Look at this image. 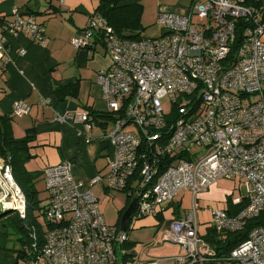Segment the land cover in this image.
I'll return each instance as SVG.
<instances>
[{"label":"built area","instance_id":"2783aa9c","mask_svg":"<svg viewBox=\"0 0 264 264\" xmlns=\"http://www.w3.org/2000/svg\"><path fill=\"white\" fill-rule=\"evenodd\" d=\"M263 10L264 0H196L187 16L159 14L160 34L137 40L118 37L94 12L86 30L71 40L82 49L94 40L92 34L101 31L100 41L110 59L96 76L105 114L112 118L104 136L112 148L107 189L135 199L137 217L156 216L182 191L192 195L189 212L163 229L162 241L183 252L172 264L216 261L217 253L198 233L199 207L194 199L217 181H241L246 206L234 216L211 210L214 231L240 232L248 221L264 217V25L259 23ZM12 13L14 20L3 24L2 31L26 35L45 46L44 28L16 8ZM194 16L202 23H194ZM163 99L169 102L168 111ZM29 111V105L19 100L11 116ZM90 118L73 112L55 120L83 123L90 129ZM71 166L65 161L43 169L46 229L39 236L35 228L26 227L29 243L16 264H136L119 260L126 232L106 223L98 199L79 190ZM100 181V176L92 180ZM0 210L26 220L24 195L2 160ZM219 261L264 264V220Z\"/></svg>","mask_w":264,"mask_h":264},{"label":"crops","instance_id":"0c3cea01","mask_svg":"<svg viewBox=\"0 0 264 264\" xmlns=\"http://www.w3.org/2000/svg\"><path fill=\"white\" fill-rule=\"evenodd\" d=\"M112 1L0 0V21L12 22V10L16 8L22 15L31 16L42 25L46 38L45 46L41 47L26 35L15 36L3 32L0 26V38H3V47L0 48V116H10L14 102L23 100L29 105L30 111L25 116L11 119L10 134L20 139L29 129L35 132V138L28 145L31 157L24 168L35 176L37 191L39 188L44 191L43 169L70 162L79 190L91 192L98 199L100 211L109 225L113 221L117 223L127 207L120 210L116 207V220L106 211L110 206L115 207L114 196L109 199L110 190L106 187L107 160L112 148L104 136L111 129V123L105 118L93 119L96 115H91L105 113L106 104L96 83V76L110 65V59L99 45L91 50L77 49L71 40L77 38L86 27L90 14L104 3ZM194 1L120 0L118 7L139 5L142 9L140 24L147 28V32L149 28L153 29L159 14L187 16ZM145 32L143 35L147 36ZM153 32L152 37L160 34L158 28ZM21 50L24 51L23 55L19 54ZM73 112L91 116L93 126L86 129L83 123H59L55 120L58 115ZM96 176H100L101 181L93 183ZM213 185L204 192H208ZM184 194L190 192L182 191L177 196L183 198ZM45 195L47 203L46 191ZM195 199L194 203L197 204ZM173 201L165 209L172 206ZM230 201L223 203L219 210L226 211L232 199ZM211 210L218 208L203 210L199 214L202 219L198 217L199 223H208V229L212 227ZM179 217L183 216L175 218ZM199 229L198 224L200 234ZM202 234L201 239L205 236ZM3 244L4 240L0 237V264H16V253L4 251Z\"/></svg>","mask_w":264,"mask_h":264},{"label":"trees","instance_id":"16d2710c","mask_svg":"<svg viewBox=\"0 0 264 264\" xmlns=\"http://www.w3.org/2000/svg\"><path fill=\"white\" fill-rule=\"evenodd\" d=\"M119 1L120 0H113L109 4L104 3L96 11L106 19L108 26L112 28L113 33L118 37L127 40H137L141 37H151L143 35L146 28L140 24V17L142 13L141 7L139 5L118 7ZM250 2L252 3V0H250ZM259 20V23L264 25V10L261 12ZM6 23L7 21L1 20L0 26H3V24ZM239 25L245 26V22H239ZM250 26H254L253 22H250ZM86 28L87 25L82 30V32L85 31ZM96 33H98V35ZM96 33L92 34L94 40H91L90 43L87 46H83L82 49L91 50L95 48V46L99 45L104 50L103 42L100 41L103 34L101 31ZM91 116H94L93 119L99 117L100 119L105 118L107 122L112 121V118L105 113H93ZM12 118L13 117L11 115L0 116V159L9 167L14 182L24 195L26 203V220H21L18 215L12 211H0L2 216H5V219L8 220L9 224L13 227L21 231L24 230L25 232L27 231L26 227H32L35 228L36 232L39 234V236H41L44 230L42 228V224L39 221V217L40 215H43L44 217L47 203L43 206V208L39 206L40 200L37 195L38 191H36L34 186L35 176L26 172L24 168V164L31 157L29 154L28 145L35 138V132L34 129H29L26 131V134L23 138H14L10 134L9 129ZM245 206L246 201L243 197L237 205H232V203L229 204L226 212L229 216H234L242 211ZM36 211H41L39 217L37 216ZM262 220H264L263 216L255 220L248 221L245 229L240 232L218 233L211 227V229L207 231V235L205 237V242L217 253L216 261L211 262V264H225V262L219 261L220 257L227 255L235 246L243 242L247 238L248 230L254 225L260 224ZM126 242L122 244L121 247H124ZM26 245L27 244H25V246ZM14 253H16V263H20L19 261L24 258L22 255L23 249L17 250ZM123 260L125 261L131 259H129L128 255H124Z\"/></svg>","mask_w":264,"mask_h":264},{"label":"rangeland","instance_id":"374dc122","mask_svg":"<svg viewBox=\"0 0 264 264\" xmlns=\"http://www.w3.org/2000/svg\"><path fill=\"white\" fill-rule=\"evenodd\" d=\"M193 21L194 23L198 22L199 24H201L203 20H200L196 16H194ZM155 27L159 29L157 24H155L153 26V29L149 28L147 32H144L147 36H151L154 33L153 30L156 29ZM101 50H103V48ZM162 104L164 106V109L168 111V100L163 99ZM128 130L136 131L133 126H129ZM35 189L37 191V187H35ZM39 189L40 190L38 191H40V193L37 194L40 200L39 206L43 208L46 203L45 190L43 191L42 188ZM108 193L110 194L108 196L109 199L111 197L113 198L114 196L113 204L115 205V207L110 206L106 209V211L111 215V217L115 218L116 214H114V211L116 207L119 210L124 208L125 206L128 207L131 199L127 198L124 192L108 191ZM180 196L175 197L172 206L167 207L162 212H159L156 216L137 217L135 213L132 214L126 230V245L124 247H120L118 250L119 260H121L124 255H128L129 259H131L136 264H145L152 261H159L160 264H171L172 258L183 254L178 245L162 241L163 229L168 226V223L178 215L184 216L192 207V196H190V194H184L183 198ZM242 196H245V187L243 186L241 181H239L238 179H221L217 181V183H214L213 187L210 188L208 192H203L196 197L195 201L197 203V206L200 207L196 211L197 222L200 227L199 235L204 232V234H202L205 235L203 236L204 240L207 235V231L209 230V225L208 223H199L198 217H200V212L211 208H218L219 210L220 208H222L223 203H226L231 199H239ZM159 209L160 207H158V210ZM124 211L125 209L123 210V212ZM123 212L121 214H123ZM40 213L41 211H36L38 217ZM120 217L118 218L117 223L113 221L110 224L113 225L114 223L117 227H119ZM105 218L107 219L106 215ZM39 221L42 224L43 230L46 229V222L43 215H40ZM0 237L2 240H4L3 250H8L12 253L16 252L17 250L23 249L25 244L29 243L27 231L25 232L24 230H18L17 228L10 225L9 221L5 219V216H2L1 211ZM225 264L236 263L228 262Z\"/></svg>","mask_w":264,"mask_h":264},{"label":"water","instance_id":"95a60500","mask_svg":"<svg viewBox=\"0 0 264 264\" xmlns=\"http://www.w3.org/2000/svg\"><path fill=\"white\" fill-rule=\"evenodd\" d=\"M136 208V200H131L128 207L125 209V211L123 212V214L120 217L119 220V229L121 232H126L127 227H128V223L130 221V218L132 216V214L134 213Z\"/></svg>","mask_w":264,"mask_h":264}]
</instances>
